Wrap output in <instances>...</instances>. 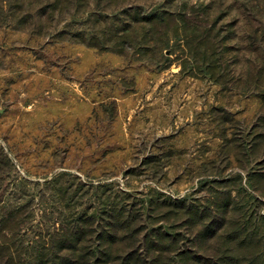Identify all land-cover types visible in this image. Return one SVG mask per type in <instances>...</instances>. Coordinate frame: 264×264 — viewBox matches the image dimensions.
<instances>
[{"label":"rangeland","instance_id":"rangeland-1","mask_svg":"<svg viewBox=\"0 0 264 264\" xmlns=\"http://www.w3.org/2000/svg\"><path fill=\"white\" fill-rule=\"evenodd\" d=\"M113 208L264 264V0H0V258Z\"/></svg>","mask_w":264,"mask_h":264},{"label":"trees","instance_id":"trees-1","mask_svg":"<svg viewBox=\"0 0 264 264\" xmlns=\"http://www.w3.org/2000/svg\"><path fill=\"white\" fill-rule=\"evenodd\" d=\"M43 244L50 247L40 246L35 264H179L183 256L176 236L149 230L123 208L73 221ZM0 264L11 262L1 257Z\"/></svg>","mask_w":264,"mask_h":264}]
</instances>
